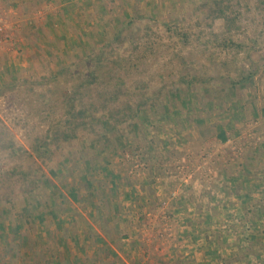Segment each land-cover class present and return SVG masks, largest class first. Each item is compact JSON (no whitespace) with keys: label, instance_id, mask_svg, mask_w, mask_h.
Here are the masks:
<instances>
[{"label":"rangeland","instance_id":"obj_1","mask_svg":"<svg viewBox=\"0 0 264 264\" xmlns=\"http://www.w3.org/2000/svg\"><path fill=\"white\" fill-rule=\"evenodd\" d=\"M109 14L114 31L148 17L124 35L143 43L150 24L158 39L127 76L157 113L143 108L122 147L100 125L78 138L56 125L68 79L97 69L91 39ZM1 27L0 264H264V0H0ZM229 39L244 48L216 44ZM114 51L127 45L102 56ZM248 73L234 96L222 90ZM81 93L77 120L91 108ZM128 97L139 98L131 88L112 111Z\"/></svg>","mask_w":264,"mask_h":264},{"label":"trees","instance_id":"obj_2","mask_svg":"<svg viewBox=\"0 0 264 264\" xmlns=\"http://www.w3.org/2000/svg\"><path fill=\"white\" fill-rule=\"evenodd\" d=\"M107 1V0H106ZM106 1L102 0V5L106 7ZM219 2V1H217ZM223 8H228V5H221L219 6L218 13L220 11L221 16H224V10ZM108 16V15H107ZM148 20V17L146 16H133L132 19L129 20V22L119 28L118 30L114 31L111 28L112 23V17L109 14L108 17L103 19V31H99L97 33L98 38L96 37L91 39V44H95V48L93 51V57L96 58L97 62V69L95 70H89L86 73L79 74L75 73V77L77 78V81H74V79H68V82L71 80V84L73 85L72 93L67 94L65 97L66 99L71 103L70 108L68 110V114L65 116V120L62 122H57L56 125L59 127H66L65 133L66 135H63L66 138L69 137H77V133L74 131V129L82 128L84 131L89 132H95L96 126L100 125L102 129L104 130L105 134H109L111 136L110 141L112 143V140L115 141L114 145L115 147H122L123 144L130 140L138 139V129H136V125L141 128L142 124L140 121V113L143 111V108L148 109L147 111L151 110L152 113H157V102L152 104H149V97L146 95L147 92L144 91L143 86H141L139 83L135 84L133 87L127 86V76H130L134 73L135 70H137L140 67V63L142 59L145 57L147 51L149 48H156L157 44V35L153 32L152 27L150 24H147L142 29V36H143V43L136 40L135 38L131 37L130 33L127 35H124V33L127 30L134 31L135 30V24H137V21L139 20ZM147 32V33H145ZM177 33H179V30H177ZM184 35L182 36V40H184ZM95 41V42H94ZM161 43V40H159ZM186 42V39H185ZM110 43H117L121 46V48H126L127 45V52L122 54H115L116 52L112 53V57H103L102 52L106 45H109ZM162 44V43H161ZM218 46L221 44L223 47H231L236 49H242L244 48V45L242 43H238L235 40L229 39L224 40L216 43ZM113 51V50H112ZM91 57H86L84 61H81V64H83L85 61H90ZM59 75V72L56 71V74L54 75L53 79H57ZM248 75H243L241 77V80H238V82H235L231 79L230 75H224L222 78H229L231 79L230 84H226L224 81L222 87V90L227 92V87L229 88V91L231 90V94L234 96V92H232L234 89H238L240 86H242V81H245ZM195 85L198 84H210V81L214 78L212 76L205 77L204 75H192ZM132 82L136 83V78H131ZM183 88L186 91V88L190 84L189 78H183ZM78 83V84H77ZM163 87H160L158 89L159 92L163 89V91L166 89L164 85H161ZM131 88H134L135 91H137L138 99L134 101L133 97H128L126 102H123L120 104L118 110L112 111L110 108V103L114 102L116 99L120 100L122 96H128V90ZM143 89V90H142ZM209 90V89H208ZM84 92L87 94L88 98L91 100L89 105L91 106L90 109H81L79 113V117L81 116L82 120H77L75 118V113L73 109H75L74 101L80 100L77 97L83 96L81 95V92ZM185 91H182L181 94H184ZM155 92V91H154ZM96 95L100 97L101 95L105 97V100L102 101V110H100V106H97L96 103ZM210 95V94H208ZM137 97V96H136ZM226 97V93H225ZM131 98V99H130ZM224 101V97L220 99V102ZM201 104V103H198ZM152 108V109H151ZM146 112V111H143ZM134 126V127H133ZM75 133H74V132ZM50 143L45 142L41 145V147H44V150L46 153H51L52 149L50 148ZM113 144V143H112ZM72 147V146H70ZM74 148V147H73ZM72 148V149H73ZM80 152V151H79ZM81 153V152H80ZM46 177V175H42L40 179L37 180L36 185H39V183ZM133 180V179H132ZM46 186H51V183L48 178L44 180L42 183H44ZM133 184V183H132ZM135 184V182H134ZM134 187V186H133ZM130 187V190L133 188ZM33 189L25 190V192L30 193ZM55 190L53 191V193ZM27 193V194H28ZM26 194V195H27ZM88 196V193H85L84 197ZM27 209V208H26ZM23 213L24 209H23ZM28 222H30V217L24 215ZM113 216V215H112ZM103 220L106 221V217H103ZM109 220L107 219V223ZM106 223V224H107ZM117 261L114 262L116 264ZM213 264V263H210Z\"/></svg>","mask_w":264,"mask_h":264},{"label":"crops","instance_id":"obj_3","mask_svg":"<svg viewBox=\"0 0 264 264\" xmlns=\"http://www.w3.org/2000/svg\"><path fill=\"white\" fill-rule=\"evenodd\" d=\"M151 180H152V177L146 179L147 185H149V184H151L153 182ZM137 183H139V182H135V184H137ZM149 189H150L149 186H146L145 188H140L138 190H140L139 193L147 195L149 193V191H148Z\"/></svg>","mask_w":264,"mask_h":264},{"label":"built area","instance_id":"obj_4","mask_svg":"<svg viewBox=\"0 0 264 264\" xmlns=\"http://www.w3.org/2000/svg\"><path fill=\"white\" fill-rule=\"evenodd\" d=\"M0 29L2 30V27Z\"/></svg>","mask_w":264,"mask_h":264}]
</instances>
